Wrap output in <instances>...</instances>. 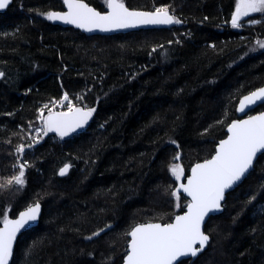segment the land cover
<instances>
[{
	"label": "trees",
	"instance_id": "16d2710c",
	"mask_svg": "<svg viewBox=\"0 0 264 264\" xmlns=\"http://www.w3.org/2000/svg\"><path fill=\"white\" fill-rule=\"evenodd\" d=\"M84 1L105 10V0ZM123 2L166 8L180 23L87 36L47 19L62 0H13L0 13V225L6 214L42 207L11 264H121L133 226L168 223L185 207L171 195L175 155L186 175L211 157L239 98L264 85V49L256 48L264 13L234 28L236 0ZM65 94L95 109L90 125L37 142L40 112ZM20 165L24 185H9ZM204 232L206 248L183 264H264V153Z\"/></svg>",
	"mask_w": 264,
	"mask_h": 264
},
{
	"label": "snow or ice",
	"instance_id": "6c2138e0",
	"mask_svg": "<svg viewBox=\"0 0 264 264\" xmlns=\"http://www.w3.org/2000/svg\"><path fill=\"white\" fill-rule=\"evenodd\" d=\"M9 3L10 0H0V9L6 8ZM63 3L67 6V11L49 12L46 14L47 19L74 24L86 31H111L138 25L180 23L166 8H157L155 12L130 11L123 0H105L108 11L104 14L84 3V0H63ZM250 13H264V0H237L232 15V26L238 27L241 17ZM259 46L264 48V42H259ZM2 75L3 73H0V76ZM63 100L68 101L67 94ZM257 101H264V88L245 96L240 101L238 110L243 112ZM67 109L66 112L59 113L49 110L48 116L42 117L46 131H54L63 138L83 127L95 111L74 107L70 101ZM228 133V138L220 141L215 155L203 163L196 164L191 169V175L187 177V183L180 184L179 188L171 193L179 201L182 189L191 198L183 215L175 216L171 223L139 224L126 233L131 239L128 242L125 264H183L180 258L195 257L204 249L209 241V236L202 230L205 218L209 213L221 208L225 190L236 184L252 168L257 153L264 152V113L249 116L246 120L232 121L228 125ZM23 150L22 145L17 148L18 152ZM176 159H179V156ZM68 167L66 165L62 168L60 175H65ZM23 168L24 165H20L19 175L9 180V185H24ZM170 171L176 180H180L184 174V170L177 164L172 165ZM177 207H180L179 203ZM39 213L40 204L36 203L21 212L18 219L10 220L5 215L3 227H0V264H9L16 234L29 222L36 221Z\"/></svg>",
	"mask_w": 264,
	"mask_h": 264
},
{
	"label": "water",
	"instance_id": "95a60500",
	"mask_svg": "<svg viewBox=\"0 0 264 264\" xmlns=\"http://www.w3.org/2000/svg\"><path fill=\"white\" fill-rule=\"evenodd\" d=\"M12 1H13V0H10L9 5H8L6 8H4V9H0V13H4V12L7 10V8L10 6V4L12 3ZM84 3H86V2L84 1ZM86 4H88V3H86ZM88 5H89V4H88ZM89 6L92 7V8H94V7L91 6V5H89ZM127 8H128V7H127ZM94 9H95L96 11L102 13V14H104V13H106V12L108 11L107 4H106V9H105L104 11H99V10H97L96 8H94ZM128 9H129L130 11H138V12H155V10H154V11H153V10H149V11H148V10H136V9H130V8H128ZM66 11H67V6L63 3V0H62V9H61V10H51V11H49V12H61V13H63V12H66ZM49 12H48V13H49ZM168 13H169V12H168ZM169 14H170V13H169ZM170 15H172V14H170ZM49 21H50L51 23H53V24H55V25H58V26H61V27H72V28H74V29H77V30L81 31L82 33H84V34L87 35V36H93V35H113V34L120 33V32H130V31H136V30L160 29V28H167V27L173 26V25L175 24V23H173V24H161V25H138L137 27H134V28L114 29V30H111V31H100V30H98V29H94L93 31H86V30H84V29H82V28H78V27H76L74 24L64 23L63 21H59V20H57V21L49 20ZM261 88H264V85H262L261 87L255 89V90H253V91H251V92H249V93H247V94H245V95H243V96H241V97L239 98V100H238V102H237V105H236V109H235V113H236L237 118L233 119L232 121H235V120H246V119H248L249 116H258V115H260L261 113H264V109L261 110L260 112H257V113H251V112H252L255 108H257L258 106H260V105H264V101H257L255 104H253V105H251L250 107L246 108L245 111H243V112H241V111L238 110L239 107H240V101H241L245 96H248V95L251 94L252 92H255V91H257L258 89H261ZM77 108H81V107H77ZM83 109H84V110H88V109H85V108H83ZM59 112H66V111H54L53 113H59ZM47 116H48V114H47ZM47 116H46V117H47ZM92 117H93V113H92L91 118L87 121L86 124L83 125V127L77 128L75 131L70 132L68 135L64 136L63 138H67V137H70V136H72V135H74V134H77V133H81V132H83V131H84V130L90 125L91 120H92ZM232 121H230L229 124H230ZM229 124H228V125H229ZM228 125H227L226 128H225L226 136H225L223 139H221V140H219V141L217 142V144L215 145V148H214V152H213V154L211 155V157H209V158H207V159H205V160L211 159L212 156L215 155L216 149H217V147H218L220 141H222V140H226V139L228 138V135H230V133H228ZM46 133H48V134H54V135H57V136H59V137L61 138V136H60L58 133L54 132V131H46ZM263 153H264V152L257 153V156H256V158H255L254 161H253V166H252V168H250L249 171H248L247 173H245V175H244L239 181L236 182V184H234L231 188L225 190V192H224V198H223V200L221 201V208H220L219 210L215 211V212L209 213V215L205 218L204 224H203V226H202V230H203V231H204V226H205L206 222L208 221V219H209L211 216L218 215V214H220V213L223 211V203H224V201H225L226 195H227L229 192L233 191L238 185H240V184L243 182V180H244V179L248 176V174H250V172L253 170V168H254V164H255L257 158H258L261 154H263ZM205 160L198 161V162L194 163L193 165H191V167L189 168L188 174H187L185 177L181 178L180 180H177V181H176V184H175V187H174V191H175L177 188H179V185H180V184H186V183H187V177H189V176L191 175V169H192L196 164H198V163H203ZM66 165H68V164H66ZM66 165H64L62 168H64ZM68 166H69V165H68ZM62 168H61V169H62ZM61 169H60V170H61ZM60 170H59V172H58L59 175H60ZM68 170H69V167H68ZM67 172H68V171H67ZM66 174H67V173H66ZM66 174H65V175H66ZM65 175H60V176H65ZM179 195H182L183 197H185V198L187 199V201H188L187 203L190 202L191 198L188 197L187 194L184 193L182 189L180 190V194H179ZM35 204H36V203L31 204V205H29V206H33V205H35ZM186 205H187V204H186ZM186 205H185L183 211H182L181 213L176 214L175 216H177V215H183V214L187 211ZM29 206H28V207H29ZM28 207H26L25 209L21 210V211L15 216V217H13V218H9V219H10V220L18 219V218H19V214H20L21 212L25 211ZM41 212H42V207H41V204H40V213H39V216H38L37 220L34 221V222H29V224H27V225H25L23 228H21L20 231L16 234V239H15V241L13 242V252H14L15 244H16V241H17L19 235H21L23 232H25V231H27V230H29V229H31V228H34V227H36V226L38 225V223H39V219H40V216H41ZM175 216H174V217L172 218V220H171L170 222H168V223L173 222ZM147 223H160V224H166V223H161V222H145V223H139V224H147ZM139 224H136L135 226H137V225H139ZM135 226H133V227H135ZM0 227H3V222L1 223ZM133 227H132V228H133ZM132 228H131V229H132ZM130 231H131V230H130ZM130 231H129V232H130ZM204 233H205V232H204ZM205 234H206V233H205ZM206 235H208V234H206ZM208 236H209V235H208ZM130 239H131V238L128 236V242H129ZM128 242H127V247H126V253H125V255H124L123 259H122V263H121V264H125V257H126V255H127V250H128ZM197 247H198V245H197ZM205 248H206V246L204 247V249H205ZM204 249H203V250H204ZM203 250H202V251H203ZM199 254H200V252H199L195 257H193V256L182 257V258H180V260L182 261V260L189 259V258H193V259H195ZM12 258H13V255H12V257H11L10 260H9V264H11Z\"/></svg>",
	"mask_w": 264,
	"mask_h": 264
},
{
	"label": "rangeland",
	"instance_id": "374dc122",
	"mask_svg": "<svg viewBox=\"0 0 264 264\" xmlns=\"http://www.w3.org/2000/svg\"><path fill=\"white\" fill-rule=\"evenodd\" d=\"M236 2H237V0H236ZM235 7H236V4H235ZM105 9H106V7H105ZM235 11V10H234ZM255 14H259V13H250L248 16H250V15H255ZM247 17V16H246ZM245 17H241V19L239 20V25L241 26V23H242V21H243V19H244ZM241 22V23H240ZM253 22V21H252ZM231 24H232V22H231ZM236 28H238V27H236ZM259 42H264V39H262V40H259L258 42H257V45H256V48L257 49H264V48H261L260 46H259ZM64 96V95H63ZM68 102L69 101H65L64 102V104L66 105V107L64 108L63 107V105H58L57 107H56V105L54 106V107H56L55 109H54V107L53 106H50V107H48V108H45V109H43L41 112H40V114H39V122H38V125H37V127L34 129V131H33V136H35V139L34 140H36L37 142H40V141H42V138L45 136V134H46V128H45V123H44V119L43 118H46V116H47V114H49V110H51L52 112H54V111H67L68 109H67V104H68ZM72 103V102H71ZM73 104V103H72ZM74 107H80V106H75L74 105ZM81 108H85V107H83V106H81ZM65 109V110H64ZM86 109V108H85ZM43 117V118H42ZM177 156H179V159H176V157ZM174 164H177V165H179L183 170H184V174H183V176L181 177V178H183V177H185L186 176V172H185V163L182 161V159H181V157H180V153H177L176 155H175V158H174V161H173V163H171V165H170V167H169V171H168V174H169V178H170V180L171 181H174V183H176V178H175V176H173L172 175V173H171V171H170V168H171V166L172 165H174ZM189 171V170H188ZM17 175H19V173L17 174ZM187 202L188 201H186V203H185V205L187 204ZM184 205V206H185ZM6 216H7V218L9 219V217H8V215L6 214ZM4 219V218H3ZM2 222H3V220H2Z\"/></svg>",
	"mask_w": 264,
	"mask_h": 264
},
{
	"label": "built area",
	"instance_id": "2783aa9c",
	"mask_svg": "<svg viewBox=\"0 0 264 264\" xmlns=\"http://www.w3.org/2000/svg\"><path fill=\"white\" fill-rule=\"evenodd\" d=\"M64 102H65V101H64L63 98H62L61 101L56 105V107H57L58 105H60L61 103H62L61 105H63Z\"/></svg>",
	"mask_w": 264,
	"mask_h": 264
}]
</instances>
